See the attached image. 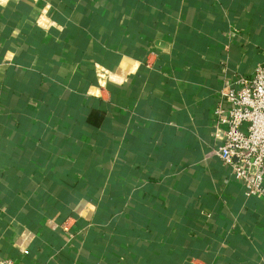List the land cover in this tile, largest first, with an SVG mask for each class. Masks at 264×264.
Masks as SVG:
<instances>
[{
	"label": "crops",
	"instance_id": "crops-1",
	"mask_svg": "<svg viewBox=\"0 0 264 264\" xmlns=\"http://www.w3.org/2000/svg\"><path fill=\"white\" fill-rule=\"evenodd\" d=\"M262 64L264 0H0V257L264 264L210 156L224 70Z\"/></svg>",
	"mask_w": 264,
	"mask_h": 264
},
{
	"label": "built area",
	"instance_id": "built-area-1",
	"mask_svg": "<svg viewBox=\"0 0 264 264\" xmlns=\"http://www.w3.org/2000/svg\"><path fill=\"white\" fill-rule=\"evenodd\" d=\"M213 111L211 157L231 169L247 198L264 199V64L251 76L225 75ZM27 254V252H25ZM0 264H19L0 257Z\"/></svg>",
	"mask_w": 264,
	"mask_h": 264
}]
</instances>
